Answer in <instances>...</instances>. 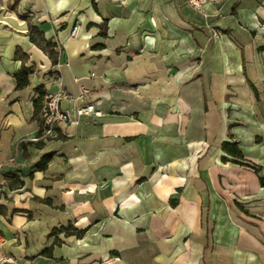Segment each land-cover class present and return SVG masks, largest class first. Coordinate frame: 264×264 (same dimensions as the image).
<instances>
[{"label": "crops", "instance_id": "0c3cea01", "mask_svg": "<svg viewBox=\"0 0 264 264\" xmlns=\"http://www.w3.org/2000/svg\"><path fill=\"white\" fill-rule=\"evenodd\" d=\"M30 27L61 45L55 62ZM52 70L100 114L40 138ZM108 254L264 264V0H0L1 264Z\"/></svg>", "mask_w": 264, "mask_h": 264}, {"label": "built area", "instance_id": "2783aa9c", "mask_svg": "<svg viewBox=\"0 0 264 264\" xmlns=\"http://www.w3.org/2000/svg\"><path fill=\"white\" fill-rule=\"evenodd\" d=\"M193 7L200 8L206 0H187ZM79 28L78 21L72 27L70 36H75ZM210 39L216 41L220 39V31L216 28L209 27ZM54 48L59 51L61 45L55 41ZM48 83L56 85V89L45 91L41 98L39 116L42 119V131L40 138L52 135L58 124L78 125L81 117H93L100 114V111L94 107L91 101L86 100L89 89L80 85L76 94L69 93L63 86L59 71L52 70L46 77ZM63 101H68L67 107H61ZM118 259V255H106L101 257L98 264H109L111 261ZM4 258L0 257V264Z\"/></svg>", "mask_w": 264, "mask_h": 264}, {"label": "trees", "instance_id": "16d2710c", "mask_svg": "<svg viewBox=\"0 0 264 264\" xmlns=\"http://www.w3.org/2000/svg\"><path fill=\"white\" fill-rule=\"evenodd\" d=\"M34 27H30V30H28V35L30 36L31 40L35 42L36 44L42 46V48L48 50L49 54L52 56L53 61L55 62L58 56L59 51L53 50V47L55 46V42L51 39H45L41 36L39 31H37ZM30 68L22 67L20 71L15 75L16 79V87H21L27 84L28 79L27 75L30 72ZM44 92L39 91V96L34 100V116L39 117L40 122V128H39V134H41L42 131V119L39 116V109L41 105V98L43 96ZM222 149L227 152L228 154L234 156L237 158L238 162H242V164H247L246 160L243 157V154L239 147L237 146L236 142H223L222 143ZM48 156H43L40 161H38L35 166L38 168H43L44 164L48 160ZM225 160V158H224ZM253 166V165H251ZM255 170L258 169V166H253ZM73 230V229H72Z\"/></svg>", "mask_w": 264, "mask_h": 264}, {"label": "rangeland", "instance_id": "374dc122", "mask_svg": "<svg viewBox=\"0 0 264 264\" xmlns=\"http://www.w3.org/2000/svg\"><path fill=\"white\" fill-rule=\"evenodd\" d=\"M218 30V29H217Z\"/></svg>", "mask_w": 264, "mask_h": 264}]
</instances>
